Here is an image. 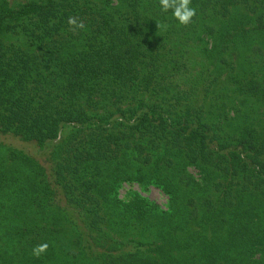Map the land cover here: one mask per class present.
<instances>
[{"label":"trees","instance_id":"16d2710c","mask_svg":"<svg viewBox=\"0 0 264 264\" xmlns=\"http://www.w3.org/2000/svg\"><path fill=\"white\" fill-rule=\"evenodd\" d=\"M191 6L0 0V264H264V0Z\"/></svg>","mask_w":264,"mask_h":264},{"label":"clouds","instance_id":"9594fccd","mask_svg":"<svg viewBox=\"0 0 264 264\" xmlns=\"http://www.w3.org/2000/svg\"><path fill=\"white\" fill-rule=\"evenodd\" d=\"M192 0H159V5L162 11L167 12L172 10V16L179 24L187 25L196 15V9L191 6ZM70 24H75V20L70 19ZM83 27V25H79ZM48 243H42L33 249V255L39 256L48 249Z\"/></svg>","mask_w":264,"mask_h":264},{"label":"rangeland","instance_id":"374dc122","mask_svg":"<svg viewBox=\"0 0 264 264\" xmlns=\"http://www.w3.org/2000/svg\"><path fill=\"white\" fill-rule=\"evenodd\" d=\"M16 146H19L16 144ZM29 150H32L29 148ZM33 151V150H32ZM132 191H138L141 195L151 199L152 201L156 202L163 208H166L168 204V195L165 194L160 188L156 186H148L147 188H142L141 185L138 183H124L120 189V195L122 198H128V195Z\"/></svg>","mask_w":264,"mask_h":264}]
</instances>
